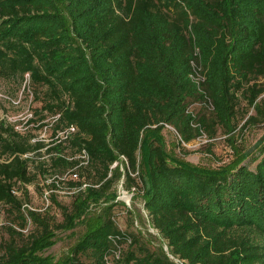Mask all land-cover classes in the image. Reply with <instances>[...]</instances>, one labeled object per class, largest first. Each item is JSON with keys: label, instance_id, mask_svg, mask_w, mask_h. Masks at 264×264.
<instances>
[{"label": "trees", "instance_id": "1", "mask_svg": "<svg viewBox=\"0 0 264 264\" xmlns=\"http://www.w3.org/2000/svg\"><path fill=\"white\" fill-rule=\"evenodd\" d=\"M25 74L43 93L40 109L53 116L54 140L32 141L0 120V203L19 225L6 227L0 264H175L109 214L85 219L61 257L44 254L56 230L74 228L87 200L117 179L113 162L122 156L136 171L138 151L144 174L136 185L174 256L187 264H264V245L239 242L226 254L221 239L241 228L264 236V140L254 154L205 169L168 156L159 133L169 124L190 141L199 126L210 136L216 126L230 130L237 91L264 76V0H0V78ZM247 90L251 104L264 88ZM190 99L211 102L210 123L200 118L192 126ZM69 125L73 133L57 135ZM67 147L83 160L65 154ZM42 148L50 167H87L94 178L75 184L63 177H78L77 167L57 176L69 187L86 184L69 207L43 186L47 205L51 199L61 209L59 223L46 210H31L29 218L22 211L20 186L35 179L29 154ZM29 219L35 231L24 235Z\"/></svg>", "mask_w": 264, "mask_h": 264}, {"label": "rangeland", "instance_id": "2", "mask_svg": "<svg viewBox=\"0 0 264 264\" xmlns=\"http://www.w3.org/2000/svg\"><path fill=\"white\" fill-rule=\"evenodd\" d=\"M28 78V74H25L23 79L19 76L9 79L0 78V120L15 124L18 131L34 138L32 141L40 139L44 143L53 142L55 130L53 126L51 127L54 121L53 116L48 111L40 109L43 93L38 89L35 93L34 87L29 84ZM252 84H255L256 88H264V76L243 83L242 88L237 91L236 112L232 123L229 125L230 130L228 132H225L222 127L216 126L215 133L210 136L207 131L199 126L200 134L190 141H185L173 126L169 124L162 125L159 133L168 156L187 161L200 168L213 169L228 164L240 155L256 153L264 140V91L249 104L247 89ZM187 110L197 118L192 123L193 127H198V119L200 118L209 123L214 118L213 106L209 100L190 99L188 100ZM29 119L32 121H28ZM60 131L61 129H58V132ZM66 146H69V144H66ZM65 154L69 157L79 158L80 161L83 160V156L75 152L74 148L67 147ZM29 155H31V161L28 169L30 173L35 174V179L30 184L20 186L19 194L24 202L22 206L23 214L26 218H29L31 210L40 212L46 210L48 211L47 217H53L59 223L62 221L63 216L56 202L69 207L74 197L86 188V184L69 187L64 183L57 182V176L63 170L76 169L77 166L68 167L67 169L50 167V157L45 153L44 148ZM137 157L138 165L135 172L128 167L126 159L122 156L112 163L110 168L113 169V174H118L117 179L109 187L103 188L100 196L87 200V207L74 228L56 230L55 244L46 249L44 254H50L54 258L61 257L84 231L85 219L100 214H109L121 230L137 233L148 246L160 248L175 264H187L186 260H181L170 252L167 241L154 227L144 207L143 191L136 185L137 182H141L144 174L139 151ZM81 166H84V163ZM86 169L87 167H77L80 175L72 178L71 181L75 184L82 181L87 182V184L91 183L94 178L87 176ZM128 177L133 178L134 183L130 182ZM53 181L56 183L54 182L52 187ZM47 184L50 185L49 193L53 194L56 200L54 202L50 199L49 205H47V199L45 198L46 192L41 193V189ZM43 197L45 200H43ZM11 225L19 230L14 213L8 209V206L0 203V242L8 240L6 227ZM20 231L24 235L35 231L30 219L26 227L20 229ZM221 239L224 240V247L230 248L225 252L226 254H229L239 242L264 245V236L251 228L225 231Z\"/></svg>", "mask_w": 264, "mask_h": 264}, {"label": "built area", "instance_id": "3", "mask_svg": "<svg viewBox=\"0 0 264 264\" xmlns=\"http://www.w3.org/2000/svg\"><path fill=\"white\" fill-rule=\"evenodd\" d=\"M192 80H194L197 84L198 83V80H199V76H198V73L194 70L191 74H190ZM198 88H200V86H198ZM58 116V115H56ZM17 127V126H16ZM75 126L73 125H69L68 127H66L64 130L58 132L59 133V136L62 137V138H65L67 137L68 135H70L71 133H73L75 131ZM71 177V178H75L77 177V174L76 173H69V174H64L63 177Z\"/></svg>", "mask_w": 264, "mask_h": 264}]
</instances>
